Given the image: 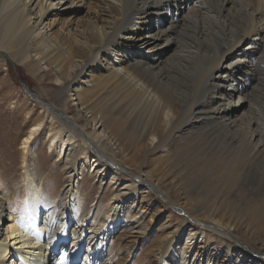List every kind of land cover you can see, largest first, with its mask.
I'll return each mask as SVG.
<instances>
[{
	"label": "bare ground",
	"instance_id": "obj_1",
	"mask_svg": "<svg viewBox=\"0 0 264 264\" xmlns=\"http://www.w3.org/2000/svg\"><path fill=\"white\" fill-rule=\"evenodd\" d=\"M64 1L61 9H50ZM154 16L155 27L149 25ZM8 62L41 83V96L51 94L46 81L55 82L42 112L70 133L67 140L49 141L59 145L62 163L72 165L80 152L89 153L96 158L91 172L100 166L111 172L106 188L102 179L96 191L117 193L115 199L118 171L128 165L127 195L134 201L125 210L138 206L135 223L145 219L144 203L155 196L178 208L175 228V212L163 225L157 262L164 258L166 264L170 256L179 264L264 261L258 232L253 250L234 234L237 223L207 205L221 198L243 216L256 209L264 217V0H0V70ZM66 93L76 111L70 117ZM42 119L39 114L21 139L20 184L27 194L19 211L0 188V264H66L77 261L89 241L87 264H95L101 243V259L122 264L115 257L129 251L113 253L112 236L100 231L108 225L107 212L86 211L82 188L89 173L77 166L56 197L43 186L33 150ZM81 120L85 127L79 129ZM71 134L79 141L71 142ZM196 173L202 188L192 187ZM258 179L261 186L255 187ZM165 182L179 192L178 205L162 189ZM152 215L147 226L135 228V239ZM59 248L68 251L65 260Z\"/></svg>",
	"mask_w": 264,
	"mask_h": 264
},
{
	"label": "rangeland",
	"instance_id": "obj_2",
	"mask_svg": "<svg viewBox=\"0 0 264 264\" xmlns=\"http://www.w3.org/2000/svg\"><path fill=\"white\" fill-rule=\"evenodd\" d=\"M185 1L187 2L188 5L190 4L192 5L193 3L196 2V0H185ZM64 3L65 1L62 2L61 5L59 6H55V5L51 6L52 8L50 7V9L52 10L61 9V6ZM164 17L167 18L166 15H164ZM164 17L162 19L163 24H164ZM158 24L159 23L157 21L156 16H154L149 23V25H152L154 27L157 26ZM3 68H6V70H0V79L5 77L7 79L5 84L2 81H0V96H1L0 97V188L2 189V192L5 191V193L6 192L8 193V194L6 193L7 196L4 198H9V200H11V205H10L11 208H14L13 210L19 211L22 205L21 200H24L23 197L25 193L27 194L25 187H22V185L20 184L22 177H24V173H23L24 169L22 168L21 165L22 162L21 161L22 152L20 149V143L22 141L21 139L24 136V134L30 129V127L33 125L36 117L39 114L40 115L42 114L43 119L40 122L41 131L34 140L33 150H34V155H36L37 153V156L39 158L37 160L38 173L40 172L39 174L41 175V181L43 183V186L47 188L46 190H48L49 195L51 197L55 195L54 197H56L58 191L62 187L69 185L68 183L69 181L68 179H70L69 172H73V173L77 172L75 171V169L78 166L79 167L78 171L81 170L80 173L81 172H83V174L89 173L91 176V179L88 180L87 183L82 188V191H84L82 192V195L85 198L84 205L86 206V211H90V210L92 211L97 209L98 213L107 212V215L109 216V220L107 221L106 224L108 225L103 226L104 228L100 229V231L105 232V236L106 235L108 237L112 236L111 244L113 247V253H116V251L119 250V248H126L127 251H129L130 253L129 256L127 255L123 256L122 254L117 255L115 257L117 261H121L122 264H164L162 262L164 258H160L158 262L155 260V257L158 255L160 249L162 248L161 246L163 245V243L159 244L161 238L163 237L162 234L165 232V226L163 225L165 221L166 222L170 221L169 212L172 213L175 212L173 213L174 216L171 218L170 221V228L172 229L175 228V225L179 221V216L181 214L180 212H178V208H175L170 203H168V201H166L165 198H161L160 196H155L153 198L154 199L153 202L144 203L145 207L148 208V212H149L145 215V219L135 223V221L138 220L140 217L139 214H136V209L138 208V206L133 207L131 212L125 210L127 207L130 206L131 202L134 201L132 195H127L128 192L127 185L129 184V173L127 171L130 170L131 168L128 165L127 166L123 165L125 168L124 171L123 170L118 171L119 172V174L117 175L118 182L116 183V186H114V190L115 189L120 190V193L118 195L119 199H115L116 198L115 195L117 193H113L114 196H110L108 194H104V192L99 193L98 192L99 190L96 191L98 187L96 183L100 182V180L102 179H104L103 186L106 188V186L109 184L111 179V172L110 174L109 171L105 172L103 166L97 168L95 172H91L92 165H94L92 162L96 158H91V155L87 152L83 154L80 152V154L76 155L77 158H75V160L72 161V165H65L64 162L62 163V161H60L58 159V156L56 155V152H58L59 150V148H57L59 147V145H56L55 147L49 146L50 144L49 141H51L53 136L57 138L56 141H60L61 139L67 140L68 136L70 135V133L66 129L60 127L58 123H56V119L54 118L51 119L50 115L48 116L47 113L42 112L43 109H47V107L49 108L48 106L49 100L52 99V95L56 91L55 82L51 80L46 81V83H48V87H50L48 89L50 90L51 94H49L48 97H44L41 96L40 93L42 91L40 86L41 83H39L35 77L29 76L22 67L12 65L10 62H8V65L6 67L3 66L2 69ZM77 81L78 83L82 82L80 81V79ZM7 89L9 90V92L11 91L10 92L11 95L6 96L8 93ZM66 98H68L67 105L71 109L69 111L70 113L68 112L70 117L75 115L76 113L75 106L71 101L69 93H66ZM82 127H85L83 120L79 122V129H81ZM85 129L87 131H90L89 126H86ZM71 136L74 137V135L72 134ZM75 140L79 141V139L76 137L71 142H74ZM123 142L126 143L124 140ZM75 151H77L76 148ZM91 154L94 155L96 153L91 152ZM195 175H196V179L192 187L202 188V184L198 181L199 180L198 177L200 176V173H198V175L196 173ZM260 176L262 177V172L260 173ZM84 179H86L85 176ZM76 180L77 179L75 180L73 179L72 184H76V182H74ZM260 182L261 179H258L253 184L255 185V187L256 186L259 187L261 186ZM18 184L20 185V187H17ZM172 185L173 184L171 183L165 182V185H162L163 186L162 189L164 190L165 193H167L170 196L169 197L170 202L172 201L171 202L172 204L178 205L179 202H182V198L181 196H179V192L177 191V189ZM100 197L102 198L100 199ZM159 200L163 202L164 204L163 207H161L160 203L158 204ZM65 201H67V198H65ZM207 205L208 206L211 205L209 206V208L211 207L210 209L212 211L216 208L215 210L218 211L219 214L223 215L224 217L228 216L227 218L232 219L233 222H235V224L237 223L238 226L236 231H234V234L243 243L250 245V247L253 250H255L256 248L253 246L252 243L254 238L253 237L254 233L258 232V235L264 238V233H263L264 217L259 215L256 209L247 211V215L243 216L244 213H242L238 207L236 208L235 205L228 204L227 202L222 201L221 198L218 199L215 198L212 201L209 200L207 201ZM53 208L56 209V211H58L57 209L58 207H53ZM53 208H52L53 215H57L56 211ZM156 208H159V212L154 217L151 212L153 209ZM13 212L14 211H11L12 214L14 213L16 214V212L14 213ZM151 215L153 217L152 222L150 223V225H148L146 232H144L142 236L138 237V239H135V237H137L138 235L137 234L138 229L135 228L139 227L141 222H143V224L145 225V223H147ZM112 216L116 219L115 220L116 223L112 224L110 222V217ZM62 220L64 219H61V223L66 224V220L68 219H65L64 221ZM185 239L186 237L183 238L180 237L179 241L182 243L185 241ZM198 239L201 240L202 237H199ZM89 244L91 245L92 242L89 241L87 244H84V247L81 249L80 254L78 255L77 261H75V259L74 260L71 259L69 260V262H66V264H71L73 262H75L74 264H87L89 256L91 257V254L88 253L89 251L87 249ZM101 245L93 253V256L95 257L94 258L95 261H91V262L97 264L96 261H98V263L100 264H108L105 262L104 257H103L104 259H101L102 257H100L101 254L99 250L101 249ZM68 249L70 250L71 247H68ZM215 249L218 251L221 250L219 246H217ZM59 252L60 255L64 257L62 258V260L63 259L65 260V258H67L68 255V251L59 248ZM73 252L74 251L71 250V253ZM254 253H256V251ZM170 254H173V256L175 255L174 251L170 252ZM216 255L217 254L213 255L214 258H216ZM175 256L177 257V255ZM170 258L172 257L170 256L169 258L164 260L166 264H179L178 258H172V259ZM261 263H264V261H261L258 264ZM234 264L237 263L235 262Z\"/></svg>",
	"mask_w": 264,
	"mask_h": 264
}]
</instances>
